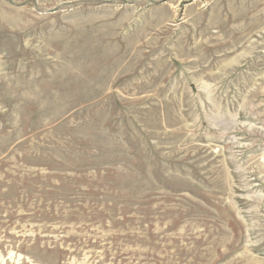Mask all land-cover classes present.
<instances>
[{
    "label": "rangeland",
    "instance_id": "1",
    "mask_svg": "<svg viewBox=\"0 0 264 264\" xmlns=\"http://www.w3.org/2000/svg\"><path fill=\"white\" fill-rule=\"evenodd\" d=\"M0 264H264V0H0Z\"/></svg>",
    "mask_w": 264,
    "mask_h": 264
}]
</instances>
